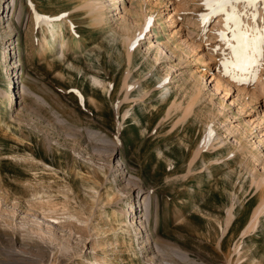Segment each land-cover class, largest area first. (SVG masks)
I'll use <instances>...</instances> for the list:
<instances>
[{
    "label": "rangeland",
    "instance_id": "374dc122",
    "mask_svg": "<svg viewBox=\"0 0 264 264\" xmlns=\"http://www.w3.org/2000/svg\"><path fill=\"white\" fill-rule=\"evenodd\" d=\"M123 1L173 60L95 24L83 0H0V264H264V212L248 228L264 199V66L225 75V16L205 18L204 0ZM238 7L264 27V3ZM45 17L62 19L63 49ZM190 69L204 76L194 104ZM120 213L131 231L115 237Z\"/></svg>",
    "mask_w": 264,
    "mask_h": 264
},
{
    "label": "bare ground",
    "instance_id": "6f19581e",
    "mask_svg": "<svg viewBox=\"0 0 264 264\" xmlns=\"http://www.w3.org/2000/svg\"><path fill=\"white\" fill-rule=\"evenodd\" d=\"M119 0H83V2H82V6L85 8V10L87 11V14H88V16L91 18V19H93V22L95 23V24H97V23H102L104 26H112V24L113 23H120L121 24V26H124V31H127L126 32V36H125V40H126V42L127 43H129V44H131V45H133L138 39L137 38H140L141 36H145V38H148V43H147V48H146V50H147V54H148V56L150 57L151 56V54H149L150 53V50L151 49H154V50H156V52H158L157 54L160 56V57H166L167 59H169V60H173V58H174V56H176L177 55V53H175V49L174 48H172L171 47V44H169L168 42V44L166 43V42H162V41H160V40H156V41H153V40H151V35H149V32H146V30L148 29V25H147V22H146V24H142V23H140V25L138 26L135 22L138 20H134L135 22H133V23H131L132 21H130V17H129V15L131 14L130 13V8L128 7V5H126L125 4V2L123 1V0H120V2H121V5L119 4V3H117ZM130 1V0H129ZM12 4H14V2L12 3ZM108 5H114V7H113V9L115 10V11H112V13H110V14H107V12H104V9L106 8V7H108ZM81 6V7H82ZM83 8V9H84ZM107 9V8H106ZM110 9V8H109ZM206 14V13H205ZM44 17V16H43ZM204 17V16H203ZM41 19H43V22L45 21L46 23V25L49 27V32H50V36L53 38V43L50 45V46H55V43L54 42H57L59 45H61V48L63 49L65 46H67V41L64 39V33H63V22H62V19H47L46 17H45V19L44 18H41ZM131 19H133V18H131ZM202 19V18H201ZM147 20V19H146ZM140 21V20H139ZM168 21H175V19L173 20V15H168ZM190 22H189V24L190 23H194V21H192V20H189ZM205 21V20H204ZM200 22V21H199ZM201 22H203V20L201 21ZM201 22L200 23H198V24H200L201 25ZM170 23H173V22H170ZM173 25V24H172ZM138 26V27H137ZM201 29H197L198 31H200V35L201 34H203V33H201L202 31H203V29H204V24H202L201 26ZM115 28V27H114ZM186 28H187V32H186V34L187 35H191V33L194 31L192 28H190V25H188V26H186ZM197 30H196V34H198V32H197ZM202 30V31H201ZM115 32V31H114ZM133 32H135V33H133ZM133 33V34H132ZM194 33V32H193ZM172 34V33H171ZM169 35V34H168ZM193 35V34H192ZM195 35V34H194ZM199 35V34H198ZM140 36V37H139ZM147 36V37H146ZM199 38V37H198ZM191 39V38H190ZM188 40V39H187ZM186 39H185V41H186V44L188 45V48L189 49H194L193 47H195L194 46V43H193V41L192 42H190V41H187ZM194 40V39H193ZM200 46V45H199ZM51 48V47H50ZM54 48H56V46L54 47ZM53 49V48H52ZM160 57L159 58H156V59H160ZM177 58H178V56H177ZM149 59V58H148ZM148 59H146V60H148ZM180 60H181V58H180ZM179 60V61H180ZM168 61V60H167ZM16 64H15V67L16 66H18L19 64H20V61L18 60H16ZM173 62V61H172ZM178 63V62H177ZM177 63L176 64H174V63H171V67H170V69H173V68H176V65H177ZM180 65H182V64H180ZM12 67H14V64L12 65ZM14 67V68H15ZM180 68V67H179ZM151 73V72H150ZM188 74H189V76L193 79L192 81H191V84H190V89H191V94H192V102H193V104H194V102L200 97V94H201V87H202V85H201V80L204 78V76H201V75H199V74H197L195 71H193L192 69H190V70H188ZM214 76V75H213ZM169 78H170V76H166V79L164 80V81H162V83L164 84L165 83V87L166 86H169L168 84H170L169 83ZM213 78V77H212ZM250 78V77H249ZM163 79V78H162ZM171 79V78H170ZM245 79H246V77H245ZM261 80V79H260ZM223 81V80H222ZM259 81V80H258ZM208 82V81H207ZM219 82V81H218ZM260 82V81H259ZM172 83V82H171ZM229 83H230V81H229ZM22 84H23V81H22ZM204 84V83H203ZM220 84V83H219ZM219 84H215L214 85V87H213V89H212V92H214L215 93V91L217 90V91H219L218 90V88L220 87V85ZM141 85V84H140ZM161 85V84H160ZM238 85V84H237ZM263 83L261 84V88H263ZM219 86V87H218ZM229 87H231V86H229ZM170 88L171 87H168V88H166L167 90L165 91V92H170ZM23 89V88H22ZM25 89V88H24ZM232 89V88H231ZM230 89V90H231ZM238 91H241V90H245V88L244 87H238ZM187 90V89H186ZM264 90V89H263ZM243 92V91H242ZM246 92H249V91H246ZM239 93H241V92H239ZM255 94V91H252V95L251 96H253ZM257 94V93H256ZM256 94L254 95V96H256ZM246 97H247V95H246ZM259 98V97H258ZM253 100V99H252ZM256 100V99H255ZM257 101V100H256ZM225 102V101H224ZM179 104V103H178ZM226 104V103H225ZM193 106V105H192ZM227 117V116H226ZM230 121V120H229ZM247 122V121H246ZM239 125L238 124H233V123H230L229 125H228V127H226L227 128V130L228 131H230V129H232V128H234V129H237V127H238ZM246 126V125H245ZM249 126H252V125H249ZM253 127V126H252ZM230 128V129H229ZM246 131V130H245ZM212 132H210V133H208L209 135L208 136H206L205 137V141L203 142V145L202 146H207L208 144L210 145V146H215V142L218 140V136H216L217 134H211ZM239 133V132H238ZM242 133V132H241ZM243 136V135H242ZM245 136V135H244ZM243 136V137H244ZM246 138V137H245ZM243 146V144L241 145V147ZM203 147V148H204ZM207 147H209V146H207ZM240 147V148H241ZM245 147V146H244ZM243 147V148H244ZM206 148V147H205ZM211 148V147H210ZM207 149V148H206ZM199 151V150H198ZM232 152H234L233 150H232ZM263 157V156H262ZM262 159V161H264V157L263 158H261ZM264 168V167H263ZM257 181V180H256ZM261 183L263 184H261L263 187H264V170H263V173L261 174ZM261 185H259V186H261ZM143 200H144V198H143ZM146 201V200H145ZM145 201H144V207H145V209H146V207H147V204L145 203ZM149 204V203H148ZM149 206V205H148ZM149 208V207H148ZM264 212V199L261 201V203L258 205V207L256 208V210H255V212H253L254 214H253V216H252V219H251V222H250V227H248V228H255L256 226H257V224H258V220H259V216H260V214L261 213H263ZM142 214H141V221H140V224L142 225V224H148L149 223V216L147 215V214H149L150 212H149V209H147V211L146 212H144L143 213V211L141 212ZM123 213H120V214H116V215H114V217L115 218H113L114 219V221L113 222H111V230H114L115 232H114V236L115 237H117V235L119 234V233H125V232H128V230H130V228H129V225H128V223H127V221H125V219H124V216L125 215H122ZM232 214V213H231ZM146 215L148 216V217H146ZM150 215V214H149ZM120 216V217H119ZM232 216H233V214L232 215H230V218H229V216H228V223L230 222V220H231V218H232ZM158 218V217H157ZM134 224V223H133ZM227 224V223H226ZM157 225H158V222H157ZM131 231V230H130ZM152 232V231H151ZM150 232V233H151ZM129 234V233H128ZM121 236V235H120ZM126 236V235H125ZM120 238V237H119ZM123 238V237H122ZM117 239V238H116ZM158 246V245H157ZM160 251V250H159ZM96 260H98V259H96ZM96 263H97V261H96ZM98 264H99V262H98Z\"/></svg>",
    "mask_w": 264,
    "mask_h": 264
},
{
    "label": "snow or ice",
    "instance_id": "6c2138e0",
    "mask_svg": "<svg viewBox=\"0 0 264 264\" xmlns=\"http://www.w3.org/2000/svg\"><path fill=\"white\" fill-rule=\"evenodd\" d=\"M204 3L210 9L205 18L221 13L225 16V30L219 32L228 49L221 61L225 75L235 77L237 71L249 72L264 66V27L250 28L244 21L247 12H241L238 7L255 6L264 0H204Z\"/></svg>",
    "mask_w": 264,
    "mask_h": 264
}]
</instances>
